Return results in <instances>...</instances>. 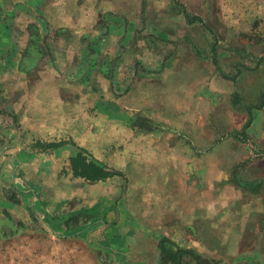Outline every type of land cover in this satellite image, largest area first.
Listing matches in <instances>:
<instances>
[{
  "label": "rangeland",
  "instance_id": "obj_1",
  "mask_svg": "<svg viewBox=\"0 0 264 264\" xmlns=\"http://www.w3.org/2000/svg\"><path fill=\"white\" fill-rule=\"evenodd\" d=\"M168 143L186 196L140 179ZM79 147L117 174L73 176ZM213 193L264 264V0H0V264H173L152 216Z\"/></svg>",
  "mask_w": 264,
  "mask_h": 264
},
{
  "label": "crops",
  "instance_id": "obj_2",
  "mask_svg": "<svg viewBox=\"0 0 264 264\" xmlns=\"http://www.w3.org/2000/svg\"><path fill=\"white\" fill-rule=\"evenodd\" d=\"M133 129H135V132L142 131L143 134L151 133L154 130L151 126L150 128L133 126ZM166 145L167 147L170 145L168 149L170 155H160L158 152L150 153V147L147 151L148 154L145 155L146 157L141 158L142 163L148 169L147 171L150 172L147 177H140V179L145 180L151 189L159 186L167 189L180 187L182 188L181 191H184V196H186L190 178L186 170L190 167L188 164L191 161L188 157L177 154L176 147H172V144L168 143L164 146ZM197 160L201 159L192 157V162L196 163ZM173 163L176 166L171 165ZM173 168L175 171H172ZM163 169L169 172L161 174ZM202 188V186L199 189L194 188V192L200 191L197 195H204ZM213 195L215 194H212L211 200L207 203L212 211L211 220L205 219L206 211L203 205L189 206L188 208L184 198L183 201H178L177 209L174 206H167L166 209H158L157 214L155 213L153 216L150 211H147L148 217H153V225H149L154 230V235L151 238L156 242L157 247L161 239L167 238L174 247L192 250L204 258L217 261L219 264H225L228 261H233L229 264H248V260L252 258L250 254L239 255L237 252L229 250V246L234 244L233 241L237 234V223L230 216V207L220 206L218 195H215V198ZM240 223L245 226V221L242 220ZM141 234H144V232H141ZM141 237L144 238V235ZM226 244L228 245L226 246Z\"/></svg>",
  "mask_w": 264,
  "mask_h": 264
},
{
  "label": "trees",
  "instance_id": "obj_3",
  "mask_svg": "<svg viewBox=\"0 0 264 264\" xmlns=\"http://www.w3.org/2000/svg\"><path fill=\"white\" fill-rule=\"evenodd\" d=\"M249 117H252L251 114H249ZM247 125L248 122L245 124V126ZM60 145L61 143H51L49 146L59 147ZM68 164L73 176L81 177L90 182L103 180L117 174L116 171H111L110 169H108L103 162L93 156H90L81 147L78 148V151L75 155L68 158ZM166 243H170L167 238L161 239L158 243V248L160 249L161 253H163V255L164 253H166L168 257L171 256L169 261L173 264H180L181 257L186 253H190L192 257H195L199 264L201 263V259H204L203 256L189 249H182L178 247H175L176 251L168 249V247H166ZM170 246H173V244H171ZM161 259H164V257H162ZM163 262L167 264V261L165 259L163 260Z\"/></svg>",
  "mask_w": 264,
  "mask_h": 264
}]
</instances>
